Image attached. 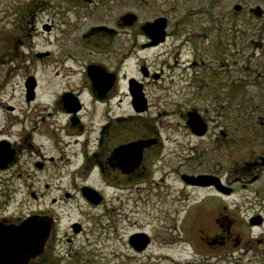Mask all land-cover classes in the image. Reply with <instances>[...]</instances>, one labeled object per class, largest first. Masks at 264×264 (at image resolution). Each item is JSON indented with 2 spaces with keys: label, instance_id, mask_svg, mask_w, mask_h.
<instances>
[{
  "label": "flooded vegetation",
  "instance_id": "flooded-vegetation-1",
  "mask_svg": "<svg viewBox=\"0 0 264 264\" xmlns=\"http://www.w3.org/2000/svg\"><path fill=\"white\" fill-rule=\"evenodd\" d=\"M109 1H77V7L69 10L76 17L60 21L61 26L68 27L70 35L67 39H61L65 31L61 28L57 31L58 37L51 38L54 32H51L53 28L48 22L45 28L49 37L46 38L45 49L31 47L23 50L24 46L33 45L30 39V43L19 46L21 50L16 44L18 55L21 54V65L16 68L24 73L18 83L20 103L5 99V91L0 88V182L3 179L12 181L16 174V178L29 180L36 170H44L48 166L51 168V182L57 178L63 180L60 168L66 166L70 169V183L80 184L75 189L76 193L92 205L85 195L84 186L95 189L100 197L97 205L104 198L103 185L130 189L132 197L134 189H138L140 184H146L144 189L151 186L158 192L162 185L169 182L166 180L170 179V173L174 174L178 187L184 189L177 192L179 198L174 200L177 206L156 209L150 215L149 221L154 225L152 229L141 228L129 233L127 242L131 254L145 252L143 264H227L229 260L225 253L228 250L216 253L211 250V246L230 241L231 220L227 212L222 210L213 214L216 210L212 208L213 202L209 205L207 193L199 199H190L188 194L190 191H212L218 199H227L239 187H246V180L256 179L264 170V154L244 163L243 170H253L252 176L246 180L243 176L232 175L224 160L215 166H202L205 154H218L220 158H224L226 150L229 154L226 138L230 130L220 127L219 135L215 137L216 146L200 151L199 145H195L184 156L182 151L177 152L174 165L169 166L166 172L165 139L159 126L152 122L157 116L148 114L150 95L147 91L150 85L161 87V81L166 76L162 68L153 67L154 56L148 58L147 52L165 43L170 34L166 29L168 21L165 20L164 32L157 40L154 35L159 34L160 25L155 20L166 16L155 14L142 19L138 10L129 9L108 23L111 19H107L109 11L102 10H105V4H113ZM82 8L90 12H80ZM251 9L259 18L264 17V7L256 5ZM85 14H90L91 21L81 19ZM24 55L30 59L22 57ZM194 59L190 64L196 66V56ZM39 66L46 68L43 74L37 75L35 72L38 73ZM196 71L193 70V85L197 84ZM216 84L222 88L221 81ZM41 90L48 92L47 99H39ZM213 96L218 101L225 100L224 104L229 103L228 97L218 96L217 93ZM182 120L190 135L196 138L209 135L212 122L207 106L201 108L195 103L190 104ZM51 149L55 154L49 152ZM22 167L25 172H20ZM92 174L98 176L96 182L88 180ZM99 183L102 186H98ZM28 193L36 197L33 191ZM1 194H6L8 198L0 203V254L7 258L6 262L0 260V264H85L91 261L82 256L81 248L65 246L86 231L87 226L82 220L75 219L62 227L61 214L56 209H49V205L45 210H9L11 195L6 191ZM59 196L70 197L71 193L64 191ZM3 197L0 195V198ZM56 199L52 197V203ZM200 201L202 204L198 205ZM263 215L264 208L262 215L256 212L250 218V224H260L264 220ZM37 216H45L49 220V234L43 249L32 255L31 242L24 250L19 246L22 238L29 237L26 226ZM212 218L223 231L216 236L204 228L207 221V224H212ZM191 221L204 225L200 229L205 233L198 236L194 232V238H191L188 234L190 230H187ZM153 246L156 249L151 251ZM206 247L209 249L206 250ZM177 254L183 255L179 257Z\"/></svg>",
  "mask_w": 264,
  "mask_h": 264
},
{
  "label": "rangeland",
  "instance_id": "rangeland-1",
  "mask_svg": "<svg viewBox=\"0 0 264 264\" xmlns=\"http://www.w3.org/2000/svg\"><path fill=\"white\" fill-rule=\"evenodd\" d=\"M77 1L80 0H0V88L5 91V99L20 103L21 90L18 83L24 72L16 68L21 65V54L18 55L16 44L19 47L22 43H33L24 46L23 50L31 47L45 49L46 38L49 37V31L45 28L48 22L53 28L51 32H54L51 38L56 39L57 31L61 28L65 30L61 39H67L70 35L68 27L61 26L60 21L62 18L72 20L76 17L69 10L77 7ZM111 1L113 4L109 6V1L105 4V10H102L109 11L107 19H111L108 23L129 9L138 10L142 19L155 14L168 18L166 29L170 34L165 43L152 50V53L147 52L148 58L154 56L153 67L162 68L166 76L161 81V87L154 84L147 90L150 95L148 114L157 116L156 121L152 122L159 126L162 138L165 139L164 170L167 172V168L174 165V155L177 152L182 151L184 156L195 145H199L200 151L211 150L217 145L215 137L219 135L221 127L230 130H227L226 138L229 141V154L226 150L225 159L218 154H205L201 165L215 166L217 162L224 160L223 163L228 165L232 175L243 176L244 180L250 178L253 170H243L244 163L264 154V17L259 18L250 7H264V0ZM235 3H240L242 10H234ZM87 10L82 8L79 11ZM81 19L91 21L90 14L82 15ZM194 52L198 61L196 66L190 64L195 60ZM22 57L30 59L25 55ZM39 67L38 73L35 72L37 75L43 74L46 68ZM194 69H197L196 85L192 84ZM213 79L216 83L221 81L222 88L212 82ZM214 93L228 97L229 103L224 104L225 100L218 101L213 96ZM38 97L45 100L48 92L41 90ZM193 103L201 108H209L212 127L209 135L204 138L190 135L182 120L185 109ZM49 152L55 154L52 149ZM184 163L183 158L182 166ZM60 169L63 180L57 178L52 182L49 180V166L44 170H36L29 180L16 178L18 174L12 181L3 179L0 182V195L4 197L0 198V203L7 201V195L1 194L6 191L11 195L9 210H45L49 205V209H56L61 214L62 227L75 219L82 220L87 226L86 231L65 246L78 250L81 248L82 256L91 259L85 264H128L127 261L131 264H143L145 252L131 254L127 237L133 230L152 229L154 225L149 220L156 209L177 206L174 201L179 198L177 192L184 189L178 187L174 174L170 173V179L166 180L169 182L161 186L164 193L161 188L157 192L151 186L144 189L146 184H140L131 197L130 189L103 185L102 202L89 205L75 191L80 184L70 183V169L66 166ZM255 171L259 172L258 169ZM20 172H25L23 167ZM97 179L98 176L92 174L88 180L96 182ZM246 183V187H239L227 199H218L212 191H190L188 194L190 199H199L207 193L209 205L214 203L212 208L216 211L213 214L222 210L227 212L231 220L230 241L228 244L226 242L224 245L211 246L214 253L228 250L225 253L229 260L227 264H264V220L254 225L249 222L256 212L261 215L263 212L264 170L260 171L256 179L246 180ZM97 185L102 186L100 183ZM32 191L35 192V198L28 193ZM61 191H68L71 196L60 197ZM128 196L133 198L132 201ZM52 197L57 198L55 203H52ZM200 204L202 201L198 203ZM213 220L214 218L212 224H207V221L204 228L209 234L216 236L223 231ZM200 226L196 221L189 223L187 230H190L188 234L191 238H194V232L198 236L205 233L200 229L204 225ZM207 248L206 250L209 249ZM155 249L156 246H153L150 250Z\"/></svg>",
  "mask_w": 264,
  "mask_h": 264
},
{
  "label": "water",
  "instance_id": "water-1",
  "mask_svg": "<svg viewBox=\"0 0 264 264\" xmlns=\"http://www.w3.org/2000/svg\"><path fill=\"white\" fill-rule=\"evenodd\" d=\"M235 10L240 9V5L239 4H235L234 6ZM156 22H158V24L160 25V31L159 34L157 32L156 36L157 40L159 39L158 36H160L161 34H163V27H164V23H165V18H158L155 20ZM162 28V30H161ZM158 31V30H156ZM156 40V41H157ZM84 188L86 189L85 195L86 197L92 201L93 203H97L100 199L99 195L97 196V191H95L93 188L91 187H87L84 186ZM32 226V227H31ZM22 231H25V226L22 227ZM26 231L29 234V237L27 238H22V244L19 246V248L21 249H25L26 248V244L28 243H32L33 247L31 249L32 251V255L37 254L38 252H40L43 249V245L45 242V239L47 237V235L49 234V220L45 217V216H37V219H33L32 223L28 224V227L26 226ZM32 236V238H31ZM27 240V242H25ZM1 251V249H0ZM29 255V254H28ZM0 260L2 262H6L7 258L5 257V255L0 254Z\"/></svg>",
  "mask_w": 264,
  "mask_h": 264
}]
</instances>
